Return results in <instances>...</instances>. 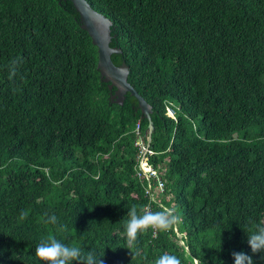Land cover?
<instances>
[{
  "label": "trees",
  "instance_id": "trees-1",
  "mask_svg": "<svg viewBox=\"0 0 264 264\" xmlns=\"http://www.w3.org/2000/svg\"><path fill=\"white\" fill-rule=\"evenodd\" d=\"M91 1L114 18L127 81L151 106L146 159L163 191L151 179L146 193L134 141L147 121L129 93L110 102L72 3L0 0V264H39L51 237L104 264H234V252L264 264L247 237L264 226V0ZM133 205L180 222L140 237L132 259Z\"/></svg>",
  "mask_w": 264,
  "mask_h": 264
},
{
  "label": "clouds",
  "instance_id": "clouds-1",
  "mask_svg": "<svg viewBox=\"0 0 264 264\" xmlns=\"http://www.w3.org/2000/svg\"><path fill=\"white\" fill-rule=\"evenodd\" d=\"M25 215L26 213H21L22 218ZM126 217L125 241L128 249L135 250L134 253L130 251L132 259L140 255V237L149 232L152 237H157L160 233L169 232L180 222V216L175 209L163 206L160 210L153 211L149 206L137 208L133 205L128 209ZM47 223L57 225L59 221L53 214L48 216ZM59 230L62 231L63 228ZM247 237L253 254L264 253V226H257ZM35 256L39 264H104V254L98 255L95 249L85 250L79 246H71L55 237L41 241L35 249ZM232 256L234 264H253L251 256L243 252H234ZM261 259L264 260V256ZM154 264H181V261L177 256L165 253Z\"/></svg>",
  "mask_w": 264,
  "mask_h": 264
},
{
  "label": "water",
  "instance_id": "water-1",
  "mask_svg": "<svg viewBox=\"0 0 264 264\" xmlns=\"http://www.w3.org/2000/svg\"><path fill=\"white\" fill-rule=\"evenodd\" d=\"M72 3L74 9L79 15L80 26L91 38L95 46L98 61L97 70L105 83H108L110 90V102L116 105H122L125 95L129 93L137 102L143 117L147 121L145 132L146 150L149 149L151 135L154 132V126L151 121V106L135 91L128 83V66L121 62L118 48V26L114 18L107 12L98 7L91 0H64ZM178 237L181 235L177 232Z\"/></svg>",
  "mask_w": 264,
  "mask_h": 264
},
{
  "label": "built area",
  "instance_id": "built-area-1",
  "mask_svg": "<svg viewBox=\"0 0 264 264\" xmlns=\"http://www.w3.org/2000/svg\"><path fill=\"white\" fill-rule=\"evenodd\" d=\"M136 134L137 137L134 141V146L138 149L139 152V176L144 177L146 181L148 182V189L146 191L147 194L151 195V185L150 180L154 179L156 181V189H159L161 192L163 191V183L159 176L157 175V172L154 170V168L147 162L146 155L149 150H146V139L145 135L142 136L139 133V126L136 127ZM151 208L150 205H146ZM152 210V208H151Z\"/></svg>",
  "mask_w": 264,
  "mask_h": 264
},
{
  "label": "rangeland",
  "instance_id": "rangeland-1",
  "mask_svg": "<svg viewBox=\"0 0 264 264\" xmlns=\"http://www.w3.org/2000/svg\"><path fill=\"white\" fill-rule=\"evenodd\" d=\"M170 114H172V113L170 112ZM241 136H243L242 133H237V134H235V138H240Z\"/></svg>",
  "mask_w": 264,
  "mask_h": 264
}]
</instances>
